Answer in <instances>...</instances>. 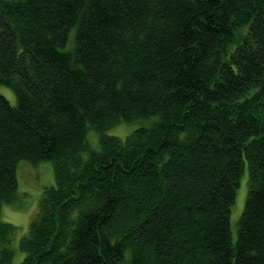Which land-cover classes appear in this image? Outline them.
Here are the masks:
<instances>
[{"label":"trees","instance_id":"1","mask_svg":"<svg viewBox=\"0 0 264 264\" xmlns=\"http://www.w3.org/2000/svg\"><path fill=\"white\" fill-rule=\"evenodd\" d=\"M0 83V264L22 160L55 181L16 264H264V0H0Z\"/></svg>","mask_w":264,"mask_h":264},{"label":"rangeland","instance_id":"2","mask_svg":"<svg viewBox=\"0 0 264 264\" xmlns=\"http://www.w3.org/2000/svg\"><path fill=\"white\" fill-rule=\"evenodd\" d=\"M74 35L71 33L70 38ZM0 94L4 95L11 104H17V96L13 88L0 83ZM146 121L142 120L135 123H119L116 126L108 129V133L118 135L125 138L139 125L145 124ZM87 140L93 149L99 148L98 134L95 130L88 131ZM18 177V205H11L5 203L2 207V219L18 226V231L13 240L14 258L13 262L16 264L24 257V252L20 249V238L25 236L29 231L31 221L34 219L39 208V198L45 187L54 183V167L53 162L50 160L32 163L27 160L19 162L17 167ZM247 170L241 178L240 185L237 189V196L232 207L231 212V228L233 238H236L237 222L240 214L244 208L247 193Z\"/></svg>","mask_w":264,"mask_h":264}]
</instances>
